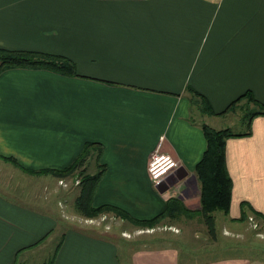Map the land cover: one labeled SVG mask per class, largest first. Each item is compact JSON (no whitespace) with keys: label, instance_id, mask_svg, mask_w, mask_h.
Returning a JSON list of instances; mask_svg holds the SVG:
<instances>
[{"label":"crops","instance_id":"1","mask_svg":"<svg viewBox=\"0 0 264 264\" xmlns=\"http://www.w3.org/2000/svg\"><path fill=\"white\" fill-rule=\"evenodd\" d=\"M0 48L63 56L77 73L0 72V168L63 169L83 141L99 143L92 171L94 152L85 164L91 175L105 166L92 207L112 205L139 220L171 217L173 208L202 210L195 173L207 148L202 125L220 129L219 118L232 125L235 115L241 123L237 106L264 107V0H0ZM195 93L211 113L202 112ZM246 94L259 104L244 98L235 111L219 114ZM159 146L180 167L156 184L147 167ZM226 149L233 188L223 236L241 227L250 208L264 220V114ZM10 181H0V264H264L254 253L237 255L235 246L221 256L217 238V252L201 260L177 246L126 243L100 221L78 224L76 207L72 214L65 202L47 200L58 190L53 182L35 186L38 200L29 201ZM108 217L118 219L113 213L95 219Z\"/></svg>","mask_w":264,"mask_h":264},{"label":"trees","instance_id":"2","mask_svg":"<svg viewBox=\"0 0 264 264\" xmlns=\"http://www.w3.org/2000/svg\"><path fill=\"white\" fill-rule=\"evenodd\" d=\"M7 68L43 69L62 75L77 76L76 65L69 58L32 51L0 48V72ZM195 95L201 100L202 111L211 113L207 99L198 93H195ZM244 98L249 103L259 104L250 94H246L234 101L226 110L219 114L222 115L231 112ZM250 108L251 110L242 116L241 125L246 129L241 133L234 132L230 128L215 129L208 125H202L207 148L202 159L196 165L195 173L201 185V215L203 223L206 225L208 234L212 239H216V226L213 212L215 210H221L224 213H228L231 204L233 182L227 167V141L233 137L249 135L251 133L252 120L259 114H264V107L261 105H258V107H253L252 105ZM96 145L99 146V143L87 142L74 162L66 168L45 169L41 172L24 170L32 173L40 172L51 174L59 178L75 177L74 175L77 176L76 179L79 180L80 178L79 194L75 200V207L77 212L85 217L98 218L103 214L113 213L117 217L127 219L136 223L139 227L145 228H154L160 221L170 218V213L163 212L152 219L139 220L132 217L126 211L112 205L92 207L95 188L105 172L104 165H102V168L99 170L100 172L97 174L91 175L86 172L85 164L91 158L93 151L101 152V148H95ZM3 159L17 165L19 164L13 157H3ZM177 212L179 211L176 208L172 209V215L177 214ZM51 263L52 261L50 260L48 264Z\"/></svg>","mask_w":264,"mask_h":264},{"label":"rangeland","instance_id":"3","mask_svg":"<svg viewBox=\"0 0 264 264\" xmlns=\"http://www.w3.org/2000/svg\"><path fill=\"white\" fill-rule=\"evenodd\" d=\"M251 108L248 106L241 107L237 106V111L241 115L240 119H242V116L250 111ZM203 112V111H202ZM260 115V114H259ZM203 119V118H202ZM229 117L227 118H219L217 121L218 126H225L220 129L230 128L234 132L241 133L246 128L242 127L241 123L238 121L237 116L235 115L232 119V125L227 122ZM225 124V125H224ZM85 146L84 141L81 143V147ZM93 151V149H92ZM95 154L92 156V158L89 160V164H87V167L89 171H92V167L95 166V160L97 157H99L100 152L93 151ZM98 160V159H97ZM92 163V167H91ZM2 164H0L1 166ZM42 170H40L41 172ZM39 172V173H40ZM45 176L42 178H36L35 176ZM75 177H65L61 178L62 180L59 181V177H55L51 174H30V173H23L20 171L19 168L16 166H13L11 170V166H9V170L7 172H4L3 169L0 168V181L5 182L6 179L10 178L11 181L8 183L10 187L15 188L22 192V200L25 199H35L38 200L37 194L34 193L33 188L37 185H40L42 187L44 184H48L49 182H53L54 185L57 186L58 190L48 193L45 197L47 200H50L51 202L54 201V203L57 205V202L60 200L61 202H65L67 205V209H69L70 213H74L72 211V207H74L75 210V198L76 195L79 194V186H80V178L79 180ZM58 181L60 182V186L57 185ZM64 187V188H63ZM30 201V200H29ZM39 203V201L37 202ZM32 208L40 209V207L32 206ZM246 208H243V211L245 212ZM76 212V210H75ZM77 213V212H76ZM217 219H216V238L218 239V242L216 239H212L208 234V229L206 225L202 222V215L201 210H194L187 213H179L176 215H172L170 218H167L165 220H162L156 224V227L154 228H145V227H139L136 225V223H133L127 219H122L118 217L116 221H114V218L110 220V218H106L105 220L101 221V219H85L86 217L79 212L77 213L76 222L81 225H85L84 222L91 221V222H97L100 221L102 226L108 225L113 229V232L117 235H121V237H125L126 243H129V241H132L134 239L138 240H146L147 244L151 243L155 246H177V248L183 252L185 255H188L189 258L194 260H201L202 257H205L210 251H216V248L214 244L217 242L216 245H218L221 251V256H224V253L230 249L231 247L236 248V254L242 255V254H252L254 253L255 256L258 258L264 260V220L260 219V215H258L253 209H248L247 213L245 215H242L240 223V228H237V231H230L226 232V235L223 236V225L224 222L222 221L224 218V212H219ZM223 217V218H222ZM89 218V217H88ZM245 219V220H243ZM67 225L72 223L67 220H62ZM62 223L58 226V231L55 232L54 236L51 237L50 240V248L55 247V243L58 241V233L61 230ZM89 227L90 225L87 224ZM232 225V229L235 228ZM111 229V230H112ZM122 233L124 235H122ZM173 234V239L170 238L169 234ZM161 237V238H160ZM150 240V241H149ZM116 243L118 247L120 248V258H122L121 251L123 250V240L121 238H117ZM132 243H130L131 245ZM135 247L129 246V249L132 250ZM215 249V250H213ZM187 250H191L190 253L187 252ZM244 251V252H243ZM48 254V252H46ZM218 255V254H217ZM126 264V262L124 263ZM130 264V263H128Z\"/></svg>","mask_w":264,"mask_h":264},{"label":"built area","instance_id":"4","mask_svg":"<svg viewBox=\"0 0 264 264\" xmlns=\"http://www.w3.org/2000/svg\"><path fill=\"white\" fill-rule=\"evenodd\" d=\"M179 167V161L173 155L162 153L159 146L150 157L147 171L150 179L159 184L169 178Z\"/></svg>","mask_w":264,"mask_h":264},{"label":"water","instance_id":"5","mask_svg":"<svg viewBox=\"0 0 264 264\" xmlns=\"http://www.w3.org/2000/svg\"><path fill=\"white\" fill-rule=\"evenodd\" d=\"M185 175H186V174H185ZM178 178L181 179V177H178ZM177 180H178V179H177ZM177 180L175 181V183L177 182ZM172 185H173V181H172ZM172 185H171V186H172Z\"/></svg>","mask_w":264,"mask_h":264}]
</instances>
